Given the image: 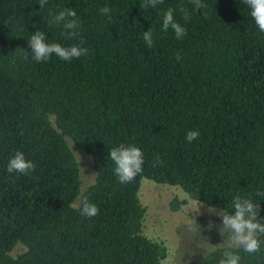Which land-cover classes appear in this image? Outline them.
I'll return each mask as SVG.
<instances>
[{
	"label": "trees",
	"instance_id": "16d2710c",
	"mask_svg": "<svg viewBox=\"0 0 264 264\" xmlns=\"http://www.w3.org/2000/svg\"><path fill=\"white\" fill-rule=\"evenodd\" d=\"M201 2L197 10L192 0L155 8L141 7L144 0H47L40 9L39 0H0V264H162L167 246L144 232L143 178L229 214L236 195L251 198L264 222L256 194L264 192V32L243 0ZM64 8L80 21L72 39L49 23ZM168 9L186 29L182 39L163 30ZM149 28L151 48L143 40ZM37 30L48 43L88 52L37 62L28 44ZM190 130L200 133L191 143ZM121 144L144 154L128 184L108 159ZM72 145L91 157L95 180L85 190ZM17 151L36 165L28 175L7 172ZM156 157L163 163L154 167ZM85 197L99 215L69 206ZM223 251L188 264H218ZM238 254L240 264H264V243L259 253Z\"/></svg>",
	"mask_w": 264,
	"mask_h": 264
},
{
	"label": "clouds",
	"instance_id": "9594fccd",
	"mask_svg": "<svg viewBox=\"0 0 264 264\" xmlns=\"http://www.w3.org/2000/svg\"><path fill=\"white\" fill-rule=\"evenodd\" d=\"M163 0H144L141 7L155 8L161 4ZM195 8L206 7L201 0H192ZM243 2L250 8V15L258 26L259 31L264 32V0H243ZM47 4V0H39L40 9H43ZM184 12V19L188 20L189 14L186 9H181ZM101 14L109 15L111 9L107 6L100 9ZM50 24L62 25L66 38H75L78 33L80 21L77 17V12L73 8H64L55 14L49 21ZM163 30L168 31L171 28L177 39H182L186 34V29L182 27L174 19L172 9H168L163 15ZM143 40L148 48L153 46V33L151 28L143 33ZM28 44L31 49L32 57L37 62H45L49 60L52 55L58 56L61 60L71 61L72 59L80 58L87 54L88 49L80 45L73 44L69 47H64L60 43L46 42L45 33L37 30L28 39ZM176 59L179 61L181 57L177 55ZM198 130H190L186 134L187 142L191 143L199 138ZM108 159L114 162V174L118 178L119 183H132L138 174L143 171L144 154L142 150L135 145L125 146L123 144L109 150ZM160 157L153 160V166L162 164ZM36 165L25 158L23 152L17 151L7 164V172L28 175L34 171ZM259 196H264V192L258 191ZM72 209L79 212L81 215L92 218L99 215V208L96 204L89 202L85 197L79 202H74L69 205ZM199 208L191 210L198 212ZM232 208L234 211L231 214L219 212L217 215L221 216L222 224L219 227L221 236H225L222 243L224 251L222 258L218 264H240L241 257L238 250L242 249L245 253L256 254L261 250V241L258 236L264 235V222L261 218L258 219L260 213V204L254 203L251 198L236 195L233 198ZM215 211V209H209ZM193 223L195 221L192 219ZM198 226V225H197ZM209 228L213 227L210 222ZM192 230V226L189 225ZM199 230V226H198Z\"/></svg>",
	"mask_w": 264,
	"mask_h": 264
},
{
	"label": "rangeland",
	"instance_id": "374dc122",
	"mask_svg": "<svg viewBox=\"0 0 264 264\" xmlns=\"http://www.w3.org/2000/svg\"><path fill=\"white\" fill-rule=\"evenodd\" d=\"M72 148L80 163L81 189L85 190L95 180L91 157L73 145ZM139 196L147 209L144 218L145 234L163 242L168 248L162 264H188L216 248L224 247L222 243L226 237L219 232L222 218L217 213L226 211L192 199L178 185L162 184L149 178L142 179ZM175 199L186 202L173 210L171 203ZM199 206L198 212L191 210ZM210 222L213 224L211 228L208 227Z\"/></svg>",
	"mask_w": 264,
	"mask_h": 264
}]
</instances>
